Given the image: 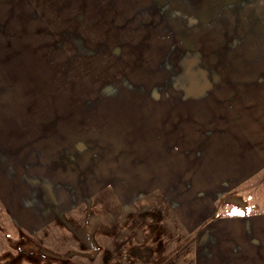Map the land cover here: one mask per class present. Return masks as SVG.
I'll use <instances>...</instances> for the list:
<instances>
[{
	"label": "rangeland",
	"instance_id": "374dc122",
	"mask_svg": "<svg viewBox=\"0 0 264 264\" xmlns=\"http://www.w3.org/2000/svg\"><path fill=\"white\" fill-rule=\"evenodd\" d=\"M135 3L105 41L49 42L34 0H0V45L27 53L1 74L0 264H195L184 213L264 211V171L227 190L252 161L236 119L260 110L264 0Z\"/></svg>",
	"mask_w": 264,
	"mask_h": 264
},
{
	"label": "crops",
	"instance_id": "0c3cea01",
	"mask_svg": "<svg viewBox=\"0 0 264 264\" xmlns=\"http://www.w3.org/2000/svg\"><path fill=\"white\" fill-rule=\"evenodd\" d=\"M108 1L106 4L107 0H34L37 13L34 25L38 32L44 31L36 38L37 41H59L63 38L59 31L71 34L77 30L83 34L80 39H89L83 32L89 31V27V34L94 29V40L105 41L107 24L121 25L123 17L134 18L138 12L136 0L124 7L120 2L114 3L116 0ZM132 8L135 12H128ZM6 47L1 40L0 82H5L1 74L9 73L13 64L20 66L23 62L20 59L27 54L26 50ZM257 104L260 107L257 120L243 117L236 119L241 131L237 151L252 156V161L245 171V177L233 181L232 185L226 187L227 190L243 183L249 176L264 171V89L259 91ZM14 187L15 183L11 182L9 190L12 196L17 193ZM216 190L213 188L215 194ZM212 204L214 208L209 203L205 209L184 213L189 218L184 220L185 227L193 234L195 264H264V211L219 213L216 198H213Z\"/></svg>",
	"mask_w": 264,
	"mask_h": 264
}]
</instances>
